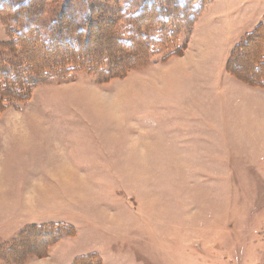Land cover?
<instances>
[{"label":"rangeland","instance_id":"374dc122","mask_svg":"<svg viewBox=\"0 0 264 264\" xmlns=\"http://www.w3.org/2000/svg\"><path fill=\"white\" fill-rule=\"evenodd\" d=\"M30 1L22 24L0 17V43L33 21L45 39L62 14L74 45L98 11L149 55L0 113V264H264V86L228 66L264 29V0H3ZM254 45L237 68L264 62ZM43 226L72 231L45 245Z\"/></svg>","mask_w":264,"mask_h":264},{"label":"trees","instance_id":"16d2710c","mask_svg":"<svg viewBox=\"0 0 264 264\" xmlns=\"http://www.w3.org/2000/svg\"><path fill=\"white\" fill-rule=\"evenodd\" d=\"M35 8L33 1L11 6L0 0V17L13 23H20L21 18H33L36 14ZM95 17L101 19L102 16L97 11L96 15L90 14L87 17L86 26L79 31L74 45L65 41L63 37L62 31L66 29L61 24L64 21L62 14L55 21L49 36L45 39L38 29H34V21L30 25H21L24 28L23 31L15 26H10L12 31L10 28L9 31L12 39L8 43H0V113L10 107L12 102L25 103L29 100L34 88L53 79L65 80L74 72H87L103 76L109 68H115L116 71L122 72L128 67L145 62L149 55L147 37L143 36L136 40L140 35L136 29L132 30L128 37H124L115 24H107L105 18V20L103 19L105 25L102 26L100 23L102 19L97 21ZM102 27H106V30L102 31L104 35L101 33L100 40H98L99 32L97 31L101 32ZM260 27L256 29L258 31H255V34H249L245 38L246 40L234 50L228 66L230 70L233 68L235 71L237 70L239 76L244 77V81L251 84L259 82L264 86V62L258 65L253 64L256 68L254 73L247 71L248 66L244 68L241 65V68H237L241 49L245 48L249 42L252 41L255 44L256 50L264 45V29H259ZM95 43H101L106 52H99L95 57H88L86 50ZM9 50L11 56L7 55ZM45 50H49L54 55L62 53V58L56 61L39 57V54ZM112 53L117 56H112ZM252 53L253 60H255V52ZM35 230L36 236L39 240H44L45 245L56 243L62 235L72 231L68 227L54 226H43L35 228Z\"/></svg>","mask_w":264,"mask_h":264}]
</instances>
